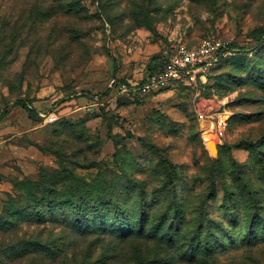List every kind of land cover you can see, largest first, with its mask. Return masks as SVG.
Segmentation results:
<instances>
[{"label": "rangeland", "instance_id": "obj_1", "mask_svg": "<svg viewBox=\"0 0 264 264\" xmlns=\"http://www.w3.org/2000/svg\"><path fill=\"white\" fill-rule=\"evenodd\" d=\"M205 38L234 46L196 83L148 85L154 59ZM5 107L0 207L73 172L94 199L73 201L113 227L47 223L68 239L55 264H264V0H0Z\"/></svg>", "mask_w": 264, "mask_h": 264}, {"label": "trees", "instance_id": "obj_2", "mask_svg": "<svg viewBox=\"0 0 264 264\" xmlns=\"http://www.w3.org/2000/svg\"><path fill=\"white\" fill-rule=\"evenodd\" d=\"M81 8L84 9V6ZM228 46L232 48L234 45ZM161 56L153 60L149 75L161 66ZM16 104L24 108L29 116H34L37 112V109L26 99L19 98ZM7 114L8 109L5 107L0 111V121ZM84 166H92V164ZM69 181L76 184L83 183L85 186L92 185L84 177L73 172L66 174L60 171H40L36 177H27L19 182L17 193L9 196L4 206L0 207V264H55L53 260L56 258L70 260L69 252L65 253L66 245H63L68 239L59 236L53 239L50 236L46 237L44 228L47 227V223L61 221L65 229L71 228L83 233L88 232L87 228L82 226L87 221H96L98 229L113 228L109 224L100 222L104 218L99 207H91L90 203L77 206L79 202L73 201L75 197L85 200L94 199L89 198L86 189L71 190V187L65 184ZM90 190L88 188V191ZM112 212L111 219L116 221L118 211L114 208ZM98 222L101 225H97ZM110 224L113 226V223ZM34 225H42L43 229L28 233L26 230ZM74 254L76 258L79 255L76 252Z\"/></svg>", "mask_w": 264, "mask_h": 264}, {"label": "built area", "instance_id": "obj_3", "mask_svg": "<svg viewBox=\"0 0 264 264\" xmlns=\"http://www.w3.org/2000/svg\"><path fill=\"white\" fill-rule=\"evenodd\" d=\"M229 51V46L220 39L205 38L198 45L181 44L164 51L161 66L148 76V85L155 88L165 87L174 83H196L198 75L220 62ZM123 92L130 91L126 83L119 85ZM56 120L49 116L47 122ZM207 129V128H206ZM215 125V131H216Z\"/></svg>", "mask_w": 264, "mask_h": 264}, {"label": "bare ground", "instance_id": "obj_4", "mask_svg": "<svg viewBox=\"0 0 264 264\" xmlns=\"http://www.w3.org/2000/svg\"><path fill=\"white\" fill-rule=\"evenodd\" d=\"M203 123H206V125L208 124L209 129L212 128V130L215 131V123L214 122H213V124L211 122H203ZM211 134H212L211 130L207 132V136H210Z\"/></svg>", "mask_w": 264, "mask_h": 264}, {"label": "crops", "instance_id": "obj_5", "mask_svg": "<svg viewBox=\"0 0 264 264\" xmlns=\"http://www.w3.org/2000/svg\"><path fill=\"white\" fill-rule=\"evenodd\" d=\"M8 114H9V112H8ZM6 116H7V115H6ZM6 116H5V117H6ZM5 117H4V118H5ZM4 118H3V119H4ZM3 119H2V120H3Z\"/></svg>", "mask_w": 264, "mask_h": 264}]
</instances>
